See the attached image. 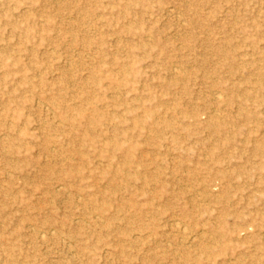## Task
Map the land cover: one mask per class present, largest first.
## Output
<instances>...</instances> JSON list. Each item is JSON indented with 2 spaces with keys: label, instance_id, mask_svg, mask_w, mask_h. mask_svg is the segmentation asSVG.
I'll use <instances>...</instances> for the list:
<instances>
[{
  "label": "rangeland",
  "instance_id": "1",
  "mask_svg": "<svg viewBox=\"0 0 264 264\" xmlns=\"http://www.w3.org/2000/svg\"><path fill=\"white\" fill-rule=\"evenodd\" d=\"M259 143L264 0H0V264H264Z\"/></svg>",
  "mask_w": 264,
  "mask_h": 264
},
{
  "label": "bare ground",
  "instance_id": "2",
  "mask_svg": "<svg viewBox=\"0 0 264 264\" xmlns=\"http://www.w3.org/2000/svg\"><path fill=\"white\" fill-rule=\"evenodd\" d=\"M218 52V51H217ZM219 53L221 54V50L219 51ZM223 53V55H225V53L224 52H222ZM233 70V69H232ZM221 99V98H220ZM218 101H219V99H218ZM217 101V102H218ZM255 149L257 150V151H263L264 150V146H263V144L262 143H259V144H256L255 145ZM172 226H173V224H172ZM177 226H175V228H176ZM179 227V226H178ZM187 230V229H186ZM190 244V243H189Z\"/></svg>",
  "mask_w": 264,
  "mask_h": 264
}]
</instances>
